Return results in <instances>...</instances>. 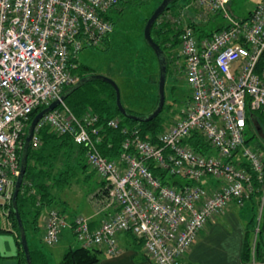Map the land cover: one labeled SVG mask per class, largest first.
Segmentation results:
<instances>
[{
  "label": "built area",
  "instance_id": "obj_1",
  "mask_svg": "<svg viewBox=\"0 0 264 264\" xmlns=\"http://www.w3.org/2000/svg\"><path fill=\"white\" fill-rule=\"evenodd\" d=\"M118 1L0 0V211H10L31 113L61 98L63 88L80 79L73 71L78 53L86 46L100 45L114 30L104 13ZM229 2L193 0L197 18L216 14L225 18L219 29L205 36H199L189 22L181 23L182 16L172 10L159 18V23L170 21L180 29L183 61L178 59L177 71H184L191 94L179 117L165 125L156 142L144 138L139 127L124 126L123 149L110 158L99 148L98 114L89 110L78 116L65 99L37 122L33 148L42 145L41 130L46 126L57 134H70L84 144L89 166L105 181V206L113 212L96 228L83 214L73 218L82 246L117 254L118 234L130 231L143 239L147 254L157 264H186V252L207 222L231 202L242 205L255 188L251 174L236 157L249 162L264 181L261 150L245 144L247 107L264 108V63L259 67L264 54V0L246 18L235 16ZM120 123L119 117L108 119L111 127ZM194 131L217 154L190 146L186 139ZM151 161L192 183H163L149 166ZM28 188L35 191L31 180L25 182ZM69 225L67 215L50 208L44 241L56 243Z\"/></svg>",
  "mask_w": 264,
  "mask_h": 264
},
{
  "label": "trees",
  "instance_id": "obj_2",
  "mask_svg": "<svg viewBox=\"0 0 264 264\" xmlns=\"http://www.w3.org/2000/svg\"><path fill=\"white\" fill-rule=\"evenodd\" d=\"M161 0L157 3H160ZM189 1V0H186ZM142 0H119L117 4L112 6L107 12L104 13L105 18L110 19L115 25V18L112 15V11L118 12L120 15L126 12V9L130 5L140 4ZM177 0H172L166 10L174 11V6L176 5ZM156 5V6H157ZM155 6V7H156ZM154 7V9H155ZM153 9V10H154ZM151 11V13L153 12ZM165 10V11H166ZM165 11L163 13H165ZM252 11V10H251ZM151 13L145 17L142 29L151 15ZM162 13V14H163ZM161 14V15H162ZM161 15L154 22L151 33L153 39L160 44L162 47L166 60H167V80L170 76V79L173 80V85L171 87V93L175 94L177 89V83L175 80L179 79L178 76V64L177 61L180 57L179 46H180V29L175 23L170 21L158 22ZM190 24L195 28L199 36L209 35L215 30L219 29L222 24H218L215 29L211 30H202L198 26V22L189 21ZM144 34V33H143ZM110 33L105 36L103 41L109 39ZM145 39V37H144ZM146 41V39H145ZM148 47L151 51L156 54L151 45L146 41ZM151 54L149 51H147ZM144 55V54H143ZM156 56V55H155ZM148 57V56H147ZM143 64H135V69L138 71V67L148 66L149 61L146 56H143ZM77 67L73 69L74 72L79 74L80 79L78 83L73 85H68L63 88V94H66L65 101L75 112L76 115L82 116L87 111L92 110L97 113L99 116L98 125L100 127L101 141L99 143V148L101 152L110 157L116 158L122 151L123 140L126 137V134L122 131L124 126L127 127H139L144 138L150 139L152 142L157 141L158 133L165 127L167 123L172 122L174 119H169L167 116L163 115V111L166 106H172V103H166L163 110L154 118L150 120H136L131 117L124 115L118 108L116 103V90L111 83L100 78H92L94 74L88 65L83 64L77 58ZM159 62V61H158ZM264 63V54L261 57L259 67ZM160 74V64L158 66ZM125 76V75H124ZM129 74L126 76V80ZM159 80V78H158ZM157 80V82H158ZM128 81H131L128 78ZM137 82H132L133 84ZM158 85V83H157ZM129 88V87H127ZM133 88V87H131ZM129 88V91L132 89ZM135 91L138 92L136 88ZM174 99H178L176 96H172ZM159 95L155 100H153L152 108L147 113H137L131 108L125 106L127 110L131 113L138 115H147L150 113L158 103ZM184 103V100L182 101ZM45 106H40L31 113L30 122L35 116V114ZM112 117H119L121 119L120 126L117 128L111 127L108 125V119ZM264 108L259 109H250L247 107V126H251L252 134L246 138L245 135V144H249V141L254 137V131H259L264 134ZM246 126V128H247ZM42 136V145L38 148H33L30 145L28 149V163L25 176L23 178L22 186L17 197L18 209L20 211L21 217L24 222L26 230L28 225L31 224L34 230L39 228V218L42 210V206L45 204H51L52 207H57L63 214H65L64 209L59 203L58 195L56 190H63L70 183L74 175L80 170H83L88 167V162L85 156L86 147L84 144L77 143L73 136L70 134H57L51 130L50 127L46 126L41 130ZM246 134V130H245ZM26 138V134L24 136ZM187 143L192 146L195 150L201 153H212L213 147L205 139V137L199 132L194 131L187 139ZM51 149L55 152H72L73 156H79L75 164H67L60 171H53V164L48 162L49 152L47 150ZM47 150V151H45ZM21 150L20 154L22 155ZM51 153V152H50ZM250 174L254 184V190L251 193V196L245 200L241 207L247 205V202L251 204V213L252 217L247 226V240L243 252V264H252L253 259H255L258 264H263L264 260V181H260L258 173L251 168L249 162L242 160L239 162ZM149 166L153 170L156 176H159L163 183L171 184L174 186H180L184 183H192L187 179H183L177 175L168 174L167 170L161 168L160 166L155 165L152 161L149 162ZM96 172V171H95ZM49 179H53L52 182L48 183ZM264 179V175H263ZM31 180L34 184L35 191L29 192V188L25 189V182ZM256 205V206H255ZM257 207V209L255 208ZM260 207H262L260 211ZM8 217L11 220L12 226L14 227V232L16 233V242L17 245L23 254L21 264H27L26 255L24 249L21 245L20 239V229L18 221L15 215L14 208L12 204L10 205V211ZM76 214L70 219L71 227H74L73 218ZM74 231V228H73ZM75 235V231H74ZM76 237V235H75ZM97 247H84L81 244L78 246H70L64 253L62 259L58 264H91L99 259ZM31 251V250H30ZM32 257V251H31ZM32 264H34L32 257ZM49 264V263H48Z\"/></svg>",
  "mask_w": 264,
  "mask_h": 264
},
{
  "label": "rangeland",
  "instance_id": "obj_3",
  "mask_svg": "<svg viewBox=\"0 0 264 264\" xmlns=\"http://www.w3.org/2000/svg\"><path fill=\"white\" fill-rule=\"evenodd\" d=\"M262 0H230L229 9L238 18H246L250 10ZM159 0H142L140 4H134L127 7L126 12L119 14L112 11V15L115 18L114 30L110 33L109 39L103 41L97 46H86L82 48L78 53V60L85 65H88L93 73H100L114 78L120 87L122 102L125 106L131 108L137 113H147L152 104L158 96L157 80L159 78V59L148 47L144 39V27L142 29L145 17L148 16ZM174 14L182 16L181 23H187L191 21L192 14L196 10L193 5V0H177L174 6ZM169 10H166L167 12ZM196 12V11H195ZM211 15L209 18H197L198 26L202 30L215 29L219 23L226 22L222 14H216L215 17ZM211 18V19H210ZM145 26V25H144ZM180 27V26H179ZM149 51L151 54H149ZM179 52V51H178ZM144 54V55H143ZM156 55V56H155ZM143 56L151 61L148 66L138 67V71L135 69V64H143ZM148 56V57H147ZM180 59V58H179ZM183 61L181 57L180 62ZM127 74V80L125 79ZM125 75V76H124ZM179 79L175 80L177 83L176 93H171V87L173 80L168 77L166 84V103H172V106H166L163 115L169 119H177L180 115L181 106L186 102L191 94V85L184 76V71L178 72ZM128 78L131 81H128ZM135 82L134 84L132 82ZM132 91H129V88ZM136 88L138 90L135 91ZM172 96H176L178 99H174ZM29 124L26 126V132L28 131ZM264 127V125H263ZM254 137L249 141L250 146L261 150L264 159V134L259 131H254ZM252 134L251 126L246 128V138ZM49 160L53 164V171H60L61 168L67 164H75L78 159L77 156H73L72 152H55L48 149ZM45 150V151H47ZM47 151V152H48ZM213 153L217 154L216 149H213ZM97 173V172H96ZM97 175H99L97 173ZM96 174L91 179H85L82 175V170L74 175L70 183L64 190L55 192L59 195V198L67 199L69 202L68 210L73 214H82L87 210L88 203L90 201L89 194L96 186ZM53 179H49L52 182ZM58 198V199H59ZM3 212L0 211V226H3L4 217L1 216ZM27 240L28 244L33 247V241L38 243V246L44 251L48 257L49 264H58L62 259L63 252L69 246H78L80 243L75 236L71 237L69 241L67 238H63L61 241L52 245L47 244L45 241H40L42 232L32 234L27 223ZM252 264H258L253 259ZM264 264V260H263Z\"/></svg>",
  "mask_w": 264,
  "mask_h": 264
},
{
  "label": "crops",
  "instance_id": "obj_4",
  "mask_svg": "<svg viewBox=\"0 0 264 264\" xmlns=\"http://www.w3.org/2000/svg\"><path fill=\"white\" fill-rule=\"evenodd\" d=\"M195 11L191 17L194 16ZM236 160L242 161L244 158L238 157L237 159L236 157ZM94 174L97 176V184L94 190L89 194L90 201L86 212L82 213L89 218L91 228H96L104 218L110 217L113 212L111 207L105 206L106 201H104L103 198L104 192L106 191L104 179L100 175H97L95 170L89 165L82 170V175L85 179H91ZM53 192H55V189ZM58 200L64 209L65 215L72 219L75 214L68 210V200L63 198H59ZM250 204V202H247V205L241 207L236 202H231L223 213L211 218L199 232L195 243L186 252L184 257L185 263L243 264V252L247 240V226H249L248 223L252 217ZM51 207V204L42 206L39 228L37 230H34L31 224L29 225L32 234L42 232V236L40 237V241L42 242L44 241V223ZM255 208L257 209V207ZM1 212H3L1 216H3L4 219L3 226H0V264H21L23 254L17 245L14 227L8 217L9 214L6 213L4 209H1ZM72 236H75L74 231L71 225H69L63 229L59 241L63 238H67L70 241ZM118 243L120 251L117 254H109L106 252L105 248L97 247L99 249V259L91 264H157L147 254L143 239L136 236L134 233L130 231L120 232L118 234ZM29 248L32 251L34 264L49 263L48 257L38 246L35 239L33 241V247L29 245Z\"/></svg>",
  "mask_w": 264,
  "mask_h": 264
},
{
  "label": "water",
  "instance_id": "obj_5",
  "mask_svg": "<svg viewBox=\"0 0 264 264\" xmlns=\"http://www.w3.org/2000/svg\"><path fill=\"white\" fill-rule=\"evenodd\" d=\"M171 1L172 0H161L160 3L153 10L151 15L148 17V19L145 23V26H144V37H145L146 41L151 45V47L156 52V55L158 56L159 64H160V74H159V80H158V95H159L158 103H157L156 107L150 113L142 116V115H138V114L129 112L127 110V108L125 107L124 103L122 102L121 90H120L118 82L114 78L107 76V75H104V74H100V73H96L92 77V78H100V79H103V80L111 83L116 90V103H117L119 110L124 115L131 117L133 119H136V120H150V119L154 118L163 110L165 102H166L167 60H166V57H165V54H164L162 47L160 46V44L158 42H156L153 39L151 29H152L154 22L162 14V12L166 9V7L168 6V4ZM78 81L76 83H78ZM65 98H66V94L64 93L61 95V98H56V99L52 100L48 105H46L41 110H39L35 114L33 119L31 120L29 127H28V131L26 133L25 143H24V147H23V151H22V155H21L20 173L15 180L13 199H12V207L14 208L15 215H16V218L18 221V225H19V229H20L21 245H22L24 252H25V255H26L27 264H32V257H31V251L29 248L28 240H27V234H26L24 222H23V219L21 217L20 211L18 209L17 197H18V194L20 192L22 182H23V178H24L25 173H26L27 163H28V149L31 145V139H32V136L34 133L35 126H36L37 122L39 121V119L45 113L54 109L60 103V100L65 99Z\"/></svg>",
  "mask_w": 264,
  "mask_h": 264
},
{
  "label": "bare ground",
  "instance_id": "obj_6",
  "mask_svg": "<svg viewBox=\"0 0 264 264\" xmlns=\"http://www.w3.org/2000/svg\"><path fill=\"white\" fill-rule=\"evenodd\" d=\"M165 10H166V9H165ZM165 10H164V11H165ZM164 11H163V12H164ZM163 12H162V13H163Z\"/></svg>",
  "mask_w": 264,
  "mask_h": 264
}]
</instances>
